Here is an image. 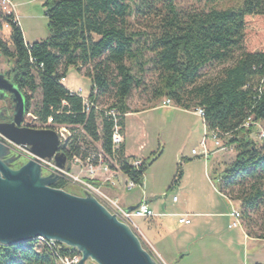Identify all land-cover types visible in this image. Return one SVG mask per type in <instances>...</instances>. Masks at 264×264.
Masks as SVG:
<instances>
[{
  "label": "trees",
  "instance_id": "1",
  "mask_svg": "<svg viewBox=\"0 0 264 264\" xmlns=\"http://www.w3.org/2000/svg\"><path fill=\"white\" fill-rule=\"evenodd\" d=\"M43 9L49 36L33 44L24 42L13 17L0 15L9 30L8 41L0 38V56L12 63L5 75L24 96L25 114L31 113L36 124L53 131L58 126L83 130L61 147L66 160L79 153L78 140L100 143L111 153V123L100 118L99 129V117L82 113L81 98L60 83L69 69L89 80V99L99 103L100 96L110 94L113 102L108 106L122 114L129 113L128 98L133 90L145 88L144 77L150 74L155 78L147 87L152 99H168L184 111L201 109L206 129L234 146V160L212 180L219 178V192L237 204L247 232L255 224L252 216L258 215V239L264 241V141H253V126L244 127L248 119L264 123V49L244 47L249 20L264 17V0H240L236 8L209 10L180 9L176 0H45ZM36 92L40 101L32 106ZM160 154L141 159L135 170L125 163L122 146L118 170L140 185ZM181 177L179 165L172 185ZM69 185L60 179L51 187L81 195ZM59 247L63 257L77 255ZM0 264L57 262L34 240L0 244Z\"/></svg>",
  "mask_w": 264,
  "mask_h": 264
},
{
  "label": "water",
  "instance_id": "2",
  "mask_svg": "<svg viewBox=\"0 0 264 264\" xmlns=\"http://www.w3.org/2000/svg\"><path fill=\"white\" fill-rule=\"evenodd\" d=\"M0 244L13 245L38 238L74 250L77 264H158L142 247L140 238L119 221L91 193L72 195L51 186L61 179L59 171L43 174L42 164L52 162L65 168L66 156L59 151V139L50 129L23 127L25 98L0 73ZM10 143L23 148L29 160L17 170L10 163ZM7 158V159H6ZM139 205V204H138ZM138 205L125 208L129 213Z\"/></svg>",
  "mask_w": 264,
  "mask_h": 264
},
{
  "label": "rangeland",
  "instance_id": "3",
  "mask_svg": "<svg viewBox=\"0 0 264 264\" xmlns=\"http://www.w3.org/2000/svg\"><path fill=\"white\" fill-rule=\"evenodd\" d=\"M45 0H11L15 8V16L18 21L19 28L22 32L24 42L26 44H33L45 40L49 36L47 29V19L45 17V12L43 9V2ZM240 4V0H176V5L180 9L190 10H209L211 8L215 9H227L236 8ZM9 30L5 27L4 23L0 22V38L3 41H8ZM245 49H264V17H252L247 25L246 36L244 41ZM4 59L0 58V73L2 69H8V63ZM84 70H82L83 72ZM213 72V71H212ZM68 80L65 85L77 88L82 86L85 92L90 91L89 80L83 75L77 73L72 68L68 71ZM154 77L150 74L145 75L144 83L145 88H140L133 90L130 97L127 100V108L129 112H140L130 115L127 118V126L131 129L133 127L134 132L141 133L145 135V138L140 141H133L135 147H144V154L150 155L157 151L162 152L161 159L153 167L149 168L145 175V180L148 184V188L153 189L157 200L159 202L160 213H168L171 211H180V202L174 204L172 198L175 196L178 199L179 194L176 190H171L166 192L165 186H168L175 174L176 166L175 159L183 158V156H191L192 150H198L197 140L203 135V124L202 119L194 114L186 113L183 110L172 105L169 108H164L161 106V102L164 99L154 100L151 98L147 91V87L152 85L154 82ZM146 89V90H144ZM40 101V94L36 92L32 98V106L36 105ZM98 102L102 106L110 105L113 102L110 94L100 96ZM2 105V104H0ZM30 117L25 118V122L33 126L35 129H40L39 124H34L31 122ZM98 128L100 127V119L97 121ZM100 129V128H99ZM129 129V130H130ZM264 132V123H257L253 126V131L250 138L261 143L258 135ZM132 140H127L129 145H132ZM131 143V144H130ZM10 149V156H20L17 160L10 163V168L17 170L22 167L29 160V155L25 150L18 149L8 143H6ZM97 145H100L98 143ZM232 151L227 153H216L211 162H215L217 173L216 176H220L221 172L226 165L230 164L235 156L236 150L234 146L230 145ZM220 152V151H218ZM6 158V159H7ZM212 164V163H211ZM43 174L48 175L50 172V167L48 164L44 163ZM112 171L116 172L114 166H112ZM76 174V170H74ZM115 176V175H114ZM117 176L113 179V183L106 185L101 184L99 191L103 193L107 198H111L104 188H109L111 185L118 186ZM120 177V176H118ZM100 182V181H99ZM214 182V181H213ZM68 188L77 194H82L79 190L78 184L69 182ZM106 183V182H105ZM79 188V189H78ZM165 189V190H164ZM164 190V191H163ZM163 191V192H162ZM162 192V193H161ZM166 195V198L162 197V194ZM71 194V193H70ZM140 197V191L138 189L127 190L117 194V205L125 204L126 201ZM113 200V199H110ZM105 205V203H104ZM107 208H110L106 203ZM255 224L250 232L244 231L250 238L256 239L258 241L264 242L258 239L261 232L259 231L260 221L258 220V215L252 216ZM134 223L141 228V220L135 219ZM142 247L155 259L158 264H163L157 256L154 254L151 247L148 245L145 239H140ZM261 242H248L246 254L251 255L252 253H259V255H264V243ZM85 264H94L89 260Z\"/></svg>",
  "mask_w": 264,
  "mask_h": 264
},
{
  "label": "crops",
  "instance_id": "4",
  "mask_svg": "<svg viewBox=\"0 0 264 264\" xmlns=\"http://www.w3.org/2000/svg\"><path fill=\"white\" fill-rule=\"evenodd\" d=\"M0 58L2 57L0 56ZM11 65L12 63L8 64V69ZM8 69H2L1 73L5 74ZM67 80L68 75L65 78V83ZM65 83L63 86L71 92L81 89L84 95L89 94V92L84 91L82 86L72 88L66 86ZM184 112L191 113L190 111ZM133 114L135 113H127L123 120V153L126 157L145 159L149 155L144 154V147L139 146L137 148L135 144L133 145V141H140L145 138L143 131L136 133L133 127L130 129L127 126V118ZM203 135L197 140L198 145ZM127 140H132V145H129ZM208 147L210 155L206 160L194 156L192 151L189 157L183 156L181 159L178 157L175 159L176 170L181 165L182 177L177 184L172 185V180L176 174L175 170L170 184L165 186V189L166 192L171 190L178 192L180 198L174 196L172 202L177 204L181 201L180 211H171L167 214L160 213L157 196L153 189L148 188L145 180L147 170L159 162L162 152L143 174L141 184L132 189H138L140 197L128 200L121 206L125 209L144 203L156 215L151 218L138 219L141 220V228L137 227L142 238L147 241L154 254L163 264H264V255H259L256 252L251 255L245 253L248 242L261 241L249 238L242 226L229 228L233 222L230 214L233 210H238V206L221 194L218 184L213 182L212 178L216 175L218 166L211 160L215 156L213 154H223V152H218L210 142ZM114 175L117 176L118 186L111 185V187L104 189L111 197L110 199L117 202L119 201L117 194L125 190L124 185L128 179L120 171L114 172ZM112 183L113 181L109 182V184ZM162 197L166 198V195L163 193ZM174 198H176L175 201ZM184 216L190 220L188 225L178 222V219Z\"/></svg>",
  "mask_w": 264,
  "mask_h": 264
},
{
  "label": "built area",
  "instance_id": "5",
  "mask_svg": "<svg viewBox=\"0 0 264 264\" xmlns=\"http://www.w3.org/2000/svg\"><path fill=\"white\" fill-rule=\"evenodd\" d=\"M0 15L3 17H13V22L18 24V21L15 16V8L10 0H0ZM5 27L8 28V25L5 24ZM36 70V69H35ZM60 83L63 85L65 83V78L60 80ZM69 91V90H68ZM81 98L82 100V113L89 114L91 111L100 118H104L105 120L111 123V153L106 154L102 148L101 144L98 143H89L84 145L79 140L77 141V147L79 148L78 154H72L68 160H66L65 168L63 170H57L55 165L52 162H46L50 167V172L59 171L61 175V179H65L67 181H71L72 183L78 184L82 191H87L91 193L102 205H109L110 208H107L112 214H114L117 219L125 224H127L134 233L142 239L140 231L138 230L137 225L134 223L135 219H144L151 218L156 216L152 211H150L144 203H140L138 207L132 212L126 213L124 208L119 207L116 201L110 200L103 193L99 191L98 188H94L90 181L95 182H103L107 183L113 181L114 172L112 171V166L118 170V157L120 149L123 146L124 142V126L122 124V120L124 119L126 114L120 113L116 108L107 106H102L99 103L93 102L89 99V94L84 95L81 89H78L76 92H71ZM161 106L164 108H169L172 106V102L168 99H164L161 102ZM194 114L202 117V110L197 109L194 111ZM30 117L31 122L36 124V118L31 114H25L24 121L22 123L23 127L33 128V126L25 122V118ZM257 123H253L251 119H248L245 123L244 127L248 128L249 126H254ZM204 125V124H203ZM100 128V127H99ZM40 129H46L45 126H40ZM59 139V151L61 152V147L66 148L68 144L71 142L74 135L84 134L83 130L80 127H66V126H58L54 129ZM259 140L264 141V132L258 135ZM90 142V141H89ZM211 143L213 147L220 152H230L232 151V147L230 145L225 144L219 136L217 131H208L204 125V135L200 140L198 145V150H192V154L197 157H201L206 160L210 155V149L208 147V143ZM10 144V143H8ZM12 145V144H10ZM14 146V145H12ZM18 149L24 150L21 147L14 146ZM29 155V154H28ZM125 163L131 168L138 170L142 161L140 158L130 159L129 157L124 156ZM76 170V174L74 173ZM214 182L218 184L220 179H215ZM137 185L134 184L131 180H127L124 185V188L127 190H132ZM174 201L176 198L173 199ZM233 219V222L230 224L229 228H239L241 227V214L239 210H233L230 214ZM180 224L188 225L190 220L185 216L180 217L178 219ZM41 245H44L47 250L54 256L57 264H77L80 260V256L73 255L63 257L60 255V247L59 244L51 241H46L42 238L36 239Z\"/></svg>",
  "mask_w": 264,
  "mask_h": 264
},
{
  "label": "flooded vegetation",
  "instance_id": "6",
  "mask_svg": "<svg viewBox=\"0 0 264 264\" xmlns=\"http://www.w3.org/2000/svg\"><path fill=\"white\" fill-rule=\"evenodd\" d=\"M0 104H2V105H0V115L1 116L3 115V113L1 112L2 109L6 108L7 106H10V108L12 107V104L11 103L0 102ZM3 118L4 117H2V119L0 121L4 122V119Z\"/></svg>",
  "mask_w": 264,
  "mask_h": 264
}]
</instances>
